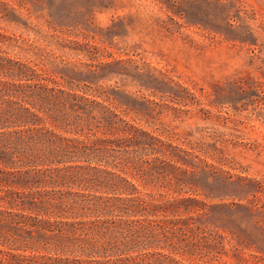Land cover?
Masks as SVG:
<instances>
[{"label":"rangeland","instance_id":"rangeland-1","mask_svg":"<svg viewBox=\"0 0 264 264\" xmlns=\"http://www.w3.org/2000/svg\"><path fill=\"white\" fill-rule=\"evenodd\" d=\"M0 55L138 129L115 154L150 175L127 176L184 208L155 236L181 262L139 264H264V0H0Z\"/></svg>","mask_w":264,"mask_h":264},{"label":"trees","instance_id":"trees-1","mask_svg":"<svg viewBox=\"0 0 264 264\" xmlns=\"http://www.w3.org/2000/svg\"><path fill=\"white\" fill-rule=\"evenodd\" d=\"M62 79L8 72L0 55V264H139L154 247L181 262L155 237L181 201L140 190L127 174L148 170L115 154L138 129L101 92Z\"/></svg>","mask_w":264,"mask_h":264}]
</instances>
